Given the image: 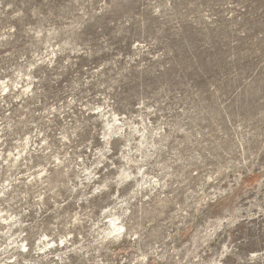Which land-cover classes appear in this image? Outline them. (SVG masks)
Masks as SVG:
<instances>
[{
	"label": "rangeland",
	"instance_id": "rangeland-1",
	"mask_svg": "<svg viewBox=\"0 0 264 264\" xmlns=\"http://www.w3.org/2000/svg\"><path fill=\"white\" fill-rule=\"evenodd\" d=\"M0 264H264V0H0Z\"/></svg>",
	"mask_w": 264,
	"mask_h": 264
},
{
	"label": "bare ground",
	"instance_id": "bare-ground-1",
	"mask_svg": "<svg viewBox=\"0 0 264 264\" xmlns=\"http://www.w3.org/2000/svg\"><path fill=\"white\" fill-rule=\"evenodd\" d=\"M118 220H119L118 216H112L109 219V222H110V225H111V229H112L113 232H119L122 229V225L120 224V222Z\"/></svg>",
	"mask_w": 264,
	"mask_h": 264
}]
</instances>
